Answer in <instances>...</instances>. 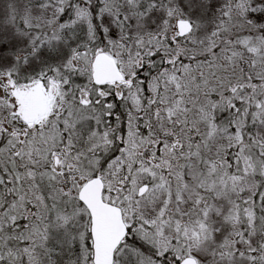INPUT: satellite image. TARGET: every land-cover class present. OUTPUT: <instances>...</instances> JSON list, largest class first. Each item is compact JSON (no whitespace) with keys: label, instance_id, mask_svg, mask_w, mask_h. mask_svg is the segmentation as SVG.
I'll use <instances>...</instances> for the list:
<instances>
[{"label":"snow or ice","instance_id":"snow-or-ice-1","mask_svg":"<svg viewBox=\"0 0 264 264\" xmlns=\"http://www.w3.org/2000/svg\"><path fill=\"white\" fill-rule=\"evenodd\" d=\"M0 264H264V0H0Z\"/></svg>","mask_w":264,"mask_h":264}]
</instances>
